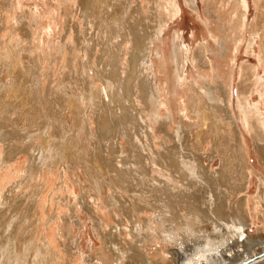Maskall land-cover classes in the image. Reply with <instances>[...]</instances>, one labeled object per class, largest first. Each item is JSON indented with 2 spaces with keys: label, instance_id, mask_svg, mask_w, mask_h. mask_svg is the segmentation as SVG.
Masks as SVG:
<instances>
[{
  "label": "rangeland",
  "instance_id": "1",
  "mask_svg": "<svg viewBox=\"0 0 264 264\" xmlns=\"http://www.w3.org/2000/svg\"><path fill=\"white\" fill-rule=\"evenodd\" d=\"M169 1L171 0H163L164 4H162V0L158 2L160 5L169 6ZM174 1L177 2L179 11L171 17L172 19L169 18L162 29L158 31L155 21L142 20V17H137L138 13L136 12L142 5L143 14H148L151 7L158 4L156 0H85L83 2L87 7L85 11L81 9L83 7L82 0H0V5L3 3V7L0 6L3 15L1 30V39L4 41L3 50L7 49L8 44L27 45L28 47L32 44L35 47L34 50H24L22 61L28 62L31 56H39L37 57L39 59L50 57L51 61H48L49 77L45 79V92L50 86H53L54 92L50 98H54V100L49 104L47 113L55 114L64 123L65 119L69 120L70 126H67L68 129H71L69 132L77 133L78 127L70 100L74 98V94L79 99L85 97L82 100V106L87 109L88 116H90L86 126L89 132L91 127H93V133L97 132L93 135L94 137L89 138L90 143L93 149L98 148V155L107 161L106 168H103L104 171L103 169L99 171L100 175L103 171V175L91 172L100 176L98 180L101 179L99 182H101L102 192L98 196L94 195L96 188L93 175L91 173L86 175V170L81 165L80 167L79 163L77 165L69 163L70 168L67 164L57 163L55 166L47 167V171L41 172L40 175H35L34 172V174L30 173L29 165L39 163V161H35L34 155L41 154L38 147L43 144L42 137L36 140L37 148L35 150L27 149V152L21 153L15 159L0 164V194L9 196L10 190H12L16 198L19 196L18 200L25 198V203H29L33 197H36V193L40 192L37 196L36 209L33 211V218L36 219L33 225L34 236H37L38 244L42 243L45 238L52 245L56 254L55 264H130L131 258H120V261L117 257L115 258L113 253L107 249L109 247L116 248L115 245L105 241L109 233L114 235L118 232V238L120 237L119 240H122L125 247L136 244L137 229L136 224L134 225L132 221L135 219L134 216L142 225L147 220L143 232L150 235V238L145 240L147 244L144 242L138 245L142 250L147 251L146 253L150 257L152 256V264L155 262L162 264L160 261H162L163 255L165 257L170 251L181 249L182 242L184 247L186 244L189 245V242L181 238L174 240L169 238L167 232L163 230L160 232L162 227L165 228L168 224V221L163 219L168 217L165 214L169 208H164V205H161L164 204L162 197L167 199V196L162 195L161 198L158 196L159 194L151 196L153 192H149L151 187L148 186L152 182L157 183V178H164L160 166L154 163L147 165L150 168V174L146 175L144 169L141 171L138 167L139 162L136 161V158L138 160L144 153L147 154V150H143L146 146L145 141H152L158 152L163 151L165 144L167 151L170 150L172 153L181 151L183 156L188 158L190 157L188 153L194 150V145L201 146L198 142V133L203 126L205 129L207 128L204 125V113L210 112V105L214 103H207V98L204 95L207 92L208 82L222 84L227 90L229 97L227 107L234 118L233 121L235 120L234 125L238 129L239 137L242 143H245L249 166L253 170L247 186L236 195L238 198H246V207L254 219L253 222L247 223L246 233L253 237L264 231V211L260 210L261 208L263 210L262 204L264 203L263 199H260V178H264V164L256 147L253 133L246 125L240 105L241 99L247 98L248 107L259 105L261 113L264 115V0ZM130 3L134 4L131 11H129L131 7H128ZM126 10L129 11L131 19L135 17L132 21L134 22L133 26L139 23V30L135 31L131 43L129 42L128 29L122 27L121 30V22L125 23L126 21L124 19L127 15ZM216 15L221 16L223 20L217 19ZM62 46H65V50L61 55L59 50ZM148 46L150 47L148 48ZM158 50L161 53H158ZM72 58L76 59L75 63L77 71L80 70L79 73L76 72V66L74 67L72 64ZM143 59L146 63L143 62ZM151 61L155 62V65H152ZM85 63L87 66H84ZM150 65L155 68L153 69ZM137 73L143 76L145 74L148 81H153L157 88L162 89L160 97L162 102L164 99L166 100L164 94L168 91V102L174 116L173 121L166 127L168 133L176 132L181 120L195 124L194 128L193 125L188 127L189 133L186 132V138L167 139L165 131H157L151 139H146V130H149L146 118H140L141 115L137 109L142 108L149 111L150 108L145 105V93H147V86L151 84V89H153V85L146 81L143 83V79H141L138 89L137 84H133L137 81ZM68 76H73L70 79L73 84L65 86L66 82L59 86L61 78ZM84 79H87V83H84ZM108 81H113L116 88L113 95L107 92L109 98L106 99L105 93L100 91L103 93V103L100 104L103 118L99 120L95 115L91 116L92 109L86 99V94H88L89 85L92 83L96 84V89H103ZM138 91H141L139 96ZM18 93L17 90L16 103L21 104L25 96ZM5 98L4 100L9 101V96ZM196 98L197 107L202 113L201 119L191 111L189 104L191 99L195 100ZM225 100L223 99V102ZM159 108L162 116H166L168 111L166 112L165 105L161 104ZM6 115L9 116L8 113ZM38 126L39 124L32 125L30 129L36 130ZM213 127H215L214 124ZM67 128L66 134L68 133ZM51 129L57 133L60 132V129H54L53 126L50 131ZM176 134L173 133V136L176 137ZM207 139L208 142L204 144L203 150L199 153H203V165L208 166L211 172H218L224 163L221 154L222 146L219 154L213 153L212 156H209L207 152L211 150L215 142L220 145V136L217 137L214 132ZM5 146V143L0 142V160L2 157H9ZM173 148H175L174 151ZM133 149H137L139 153L134 152ZM32 155L33 157H31ZM145 161H149V159L145 158ZM135 162L138 165L137 163L135 165ZM88 174H91L89 175L91 177ZM153 177L156 178L153 180ZM92 179L93 181H91ZM196 182L199 187L204 186L203 181ZM185 183H189L188 180ZM93 184L94 186L91 188ZM179 185L184 189L182 183ZM222 189L225 191V187ZM143 193L150 197H148L150 203L139 201L137 195H144ZM111 197L113 200H119L123 204V208L119 210L114 206H108ZM135 198L139 199L138 203H141L145 208L137 214L132 211L134 216L131 218V213L128 214L125 209L130 201L134 202ZM172 198L180 199L176 196ZM2 206H0V212H3L1 211ZM183 212L187 213L188 211L185 209ZM5 213H10L9 207L6 205ZM224 213L227 217L228 212H223L222 215ZM159 215L165 217L160 218ZM218 219L221 220V214ZM10 221L11 219H8V223ZM210 221H208L207 233L216 229L221 231V222L212 223ZM140 224L138 225L140 226ZM218 225L220 227H217ZM3 230L4 225L1 223V237L7 233L6 230L4 232ZM163 233L164 235H162ZM2 239L0 238V241ZM191 243L193 242L191 241ZM109 244L111 246H108ZM191 246L193 245H189L187 249ZM217 251L221 252V247H218ZM109 254L112 255V258L108 259ZM99 255L101 258L105 255L104 261L107 259L108 262L98 259ZM131 260L134 263L133 259ZM225 263L232 264V261L228 259V261L225 260Z\"/></svg>",
  "mask_w": 264,
  "mask_h": 264
},
{
  "label": "bare ground",
  "instance_id": "2",
  "mask_svg": "<svg viewBox=\"0 0 264 264\" xmlns=\"http://www.w3.org/2000/svg\"><path fill=\"white\" fill-rule=\"evenodd\" d=\"M84 1L85 0H82L83 7H81L83 11H85V9L87 8L83 3ZM156 1L158 3L155 4L156 6L158 5L157 8H154L156 6L153 5L148 14H143L144 8L142 7V5H140L136 12L138 13L137 17H142V20L147 19V21H155V26L158 28V31H160L169 20V18L176 15V13L179 11V6L174 0L169 1V6L160 5L158 1L161 2V0ZM162 4H164V2ZM243 4L246 7L244 1ZM2 5L3 3L0 6ZM132 5L134 4L130 3L128 5L129 8L131 7L129 11L133 9ZM213 8L214 6L212 7V10ZM129 11L126 10L128 16L126 15L124 17L126 21L123 19L125 23L122 21V26H120L121 30L123 29L122 27L128 29L129 42L131 43V41H133V36H135V31L139 30V23L138 25L133 26L134 22L132 21L133 19H135V17L131 19ZM216 17L217 19L219 18L220 21L223 20L221 16L216 15ZM2 27L3 15L1 14L0 142L5 143V148L8 150L6 153L9 155V157H2V159L0 160V164H5L7 161L15 159L21 153L27 152V149L33 148V150H35V148H37L36 140L39 137H42L43 144H40V146L43 147L42 149L44 152L42 151L41 147H38V149L41 151V154L37 156L34 155V158L35 161H39V163H36L37 165L34 164L35 167L34 165H29L30 173L34 172L35 175H40L41 172L44 173L45 171H47V167L55 166L57 165V163L67 164L69 168L71 167V163L73 165H77L79 163V166L81 165L86 170V175L87 173H91L93 171L96 173L98 172L99 174L100 170L106 168L105 166L107 161L106 159L98 155V148L93 149L90 143L89 138L94 137L93 135H95V133L97 132L95 131V133H93V127H91V131L89 132L86 126L89 123L88 118L90 116H88L87 109L82 106V100L85 97H83V99H79L78 96L74 94V98L70 100L71 109L73 111V115L76 119L78 127L77 133L72 134L69 132V130L71 131V129L67 128V126H70L69 120L65 119L64 123L63 120L55 114L50 115L47 113L49 104H51L54 100V98H50L54 92L53 86H50L47 92H45V79L49 77L48 61H51L50 57H48L47 59H39L37 58L39 56H31L28 62L22 61V57H24V50H34L35 47H33L32 44L30 47H28L27 45L21 46L17 44L16 46V44H8L7 49L3 50L2 46L4 44V41L1 39ZM138 35L140 36V32ZM151 39L153 41V37ZM150 45L152 44L150 43ZM123 47H125V45H123ZM149 47L150 46H148V48ZM64 50L65 46H62L59 50L61 55L63 54ZM158 53L161 52L159 51ZM72 60V64L75 67L76 59L72 58ZM143 62H145V59H143ZM152 63V65H155V62ZM86 64L87 63H85L84 66ZM151 67L153 69L155 68L154 66ZM76 72H80L79 69L77 71V66ZM85 72L87 75L86 70ZM139 74L137 73V81H135L136 83L133 84H137L136 87H138L139 89V81L143 79V83H152L154 89H151V84H149L146 89L147 93H145V105L146 107L150 108L149 111H152L153 114L152 112H147V110L142 108L137 109L138 113H140L139 115H141L140 118H146L147 127L149 129L146 130V139H151V137H153V135H155L157 131H165V136H167V139L171 138L172 140H174L175 138H186L187 133H189L188 127L190 125H193L192 127L194 128L195 124L188 123L187 121L185 122V120H181L177 131L168 133L166 127L173 121L174 118L173 112L168 102V91L164 94L166 100L164 99V101L162 102V100H160L162 89L157 88L156 85L153 84V81H148L149 79H146L147 76L145 74L144 76ZM72 77L73 76H68L66 78L62 77L61 82H59V86L61 84L64 85L66 82L67 84H65V86L72 85L73 82L70 80ZM6 78H8L9 80H5ZM86 81L87 79H84V83H87ZM206 86L207 92H205L204 95L207 98V103H214L210 105V112L204 113V125H206L207 128L205 129V127L203 126V128L198 133V142L201 146L199 147L198 145H194V150H190L193 153H188L190 156L188 158L184 157L185 155L183 156L181 151H174L175 148H173V153L170 150L167 151V149H165V144L163 145V151L165 152H158L155 150L152 141H145L146 146L143 150H147V154L144 153L142 157L141 155H139V157L141 158L138 160L136 158V161L139 162L138 167H140L141 171H143L142 169H144L146 175L150 174V168H148L147 165H151V163H154L160 166V171L162 172V177L164 178H157L158 182L153 183L152 180L148 177L152 182L148 186L151 187L149 189V192H153L151 193V196L158 194L160 198L162 197V195L167 196V199L162 197V201H164V204L161 205H164V208H169V210H166V213L170 215L165 214V216L168 217L163 220H167L168 224L165 226V228L161 226L162 229L160 230V232L163 230L164 232H167L169 234V238L174 240H178L181 238L189 242V245H193L189 249H187L189 245L186 244V246L184 247L182 242L181 249L173 250V247V251H170L167 256L164 257L163 255V258L160 257L162 258V261L159 260L160 258L157 260L162 262V264H226L225 260L228 261V259H231L232 264H264V231L258 233L253 237H250L246 233L245 228L248 225L247 223L253 222L254 219L251 215V212H249L246 207V198H238L236 196L237 193H240L239 191L243 190L247 186L250 180V175L253 171L249 166L246 147L244 145L245 143H242L239 137L238 129L234 125L235 120L233 121L234 118L227 107L229 98L227 90L222 86V84L220 85L218 83L213 84L208 82ZM95 87V83L89 85L90 90H88V94H86V99L92 109L91 116L95 115V117L100 120L103 118L101 116V112L103 110L100 105L101 103H103V93H105V99L109 98L107 97V92L113 95L116 84L113 81H108L106 87L102 86L103 89H96ZM17 90L20 94L23 95V97L25 96L24 99H22L24 101L21 104L16 103ZM100 91H103V93H100ZM138 92V96L141 95V91ZM6 96H9V101L4 100ZM223 99L226 100L223 102ZM247 100V98L241 99L240 105L242 106L243 117L246 121L247 127L253 133L256 147L258 148L260 158L264 164V115L261 113V107L259 105H255L254 107L249 108L247 105ZM161 104L165 105V107L167 108L166 112L168 111L167 115L164 117L162 116L161 110L159 108ZM189 104L191 111L201 119L202 113L199 112V109L197 107V98L195 100L191 99ZM6 113H8L9 116H7ZM14 115H16V117H13ZM38 119L40 120L37 121ZM35 124H39V126L36 130H31L30 127ZM213 124L215 127H213ZM11 125L13 127H9ZM162 125H165V127H162ZM51 126H53L54 129H60V132L57 133L52 129L50 131ZM66 128L68 129L67 134ZM149 131H151V133H149ZM214 132H216L217 137L220 136L221 143L220 145H218L215 142V144L212 145L211 150L207 152V154L209 156H212L213 153L219 154V150L221 151L222 146L223 151H221V154L223 155L224 163L222 164V168L218 172H211L208 166L203 165V153H199V151L203 150L204 144L208 142L207 138L210 136V134L213 135ZM173 133H177L176 137L175 135L173 136ZM167 147L169 146L167 145ZM133 150L134 152L137 151V149ZM137 153H139V151H137ZM31 157H33V155ZM145 158H148L149 161H145ZM136 163L137 162H135V165ZM229 165L230 167H228ZM151 168L153 167L151 166ZM230 170L231 172L229 173ZM103 171L101 175L104 174ZM91 174L93 175L92 177H94V181L96 182H94L95 186L93 184L91 188H93V186L96 188V193L94 195L98 196L102 192L100 189L101 182H99L101 181V179L98 180L101 175L99 174L100 176L98 177L97 174ZM91 174H88V176ZM29 175L28 178L30 177ZM155 178L153 177L152 179L154 180ZM187 180L189 183H185V181ZM198 180L200 182L203 181L204 186L201 185L199 187L198 183L196 182ZM91 181H93V179ZM231 181H233V183H231ZM260 181V199H263L264 201V178L261 177ZM180 183H182L184 189L180 187ZM103 185L104 182L102 186ZM186 187H188L191 191ZM222 187H225V191L224 189H222ZM10 193L11 194L9 196H6L2 193L0 194V206L4 205L1 207V211L3 212H0V224L2 223V225H4V230H6L7 232V235L5 234L4 236H2L3 239L0 236V238L2 239L0 241V264H55L56 254L52 245L45 238L43 239L42 243L38 244L36 241L37 236H34L33 230L35 228H33V225L35 224L34 222L36 221V219L33 218V211L36 209L37 196L40 192H37L35 195L36 197H33V199L29 203H25V198L18 200L20 199L18 198L19 196L16 198V196L13 195L12 190H10ZM137 196L140 200H136L135 198L134 202L130 201L127 208L124 207L126 208L125 211L127 210L128 214H130L132 211L137 214V212H139L140 210L142 211L143 208H145L143 207V205H141V203H138V200L142 202L147 201V203H150V200H148L150 197L147 194H138ZM174 196L179 197L180 199L172 198ZM131 198L134 199L133 197ZM5 205L9 207V214L5 213ZM108 206H114L119 210L123 208V204H121L119 200H113V197H111ZM262 206L263 210L261 208V212L264 211V203L262 204ZM160 207L163 208L162 206ZM185 209L188 212L182 213V211ZM223 212H228V216L226 217L225 213L222 215ZM220 214L221 220L218 219V216ZM133 216V213H131L130 217L132 218ZM159 216L160 218L165 217L164 215ZM134 217L135 219H133L132 221L134 222V225L136 224L135 227L137 229V232L135 234L137 240L136 237H134L137 241L136 244H130L129 247H125L122 240H119L120 237L118 238L119 233L114 232V235L109 233L105 242L113 243L112 245H115L114 247L116 248L109 247L107 249H109V251H111L115 258L117 257L119 261L121 260L120 258H131L134 261V263H132V260L130 259L132 264H152V256L150 257L146 253L147 251L142 250L138 245L139 243H146L145 240L150 236L143 232L147 220H145L143 222L144 224L142 225L139 223L136 216ZM8 219H11L9 223ZM209 220H211L210 222L212 223H216L217 221L221 222V231H218V229H216L213 230V232L211 231L207 233ZM138 224H140V226ZM148 227L150 226L148 225ZM217 227L220 226L218 225ZM31 228L33 229L31 230ZM0 234L2 235V233ZM166 234L165 236H167ZM162 235H164V233ZM191 241L193 243H191ZM108 246L111 245L109 244ZM218 247H221V252L217 251ZM121 253H124L126 255L123 256ZM99 256L100 257H98V259H102L103 261L106 258L105 255L102 258L101 255ZM242 257L243 259H241ZM107 258H112V255L109 254ZM237 259L238 261H235ZM104 262H108L107 259ZM156 264H158V262Z\"/></svg>",
  "mask_w": 264,
  "mask_h": 264
}]
</instances>
